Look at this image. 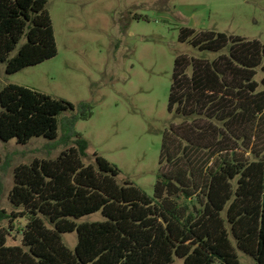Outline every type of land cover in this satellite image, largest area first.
Returning <instances> with one entry per match:
<instances>
[{"label":"trees","instance_id":"trees-1","mask_svg":"<svg viewBox=\"0 0 264 264\" xmlns=\"http://www.w3.org/2000/svg\"><path fill=\"white\" fill-rule=\"evenodd\" d=\"M47 2L0 0L7 75L56 57ZM179 41L214 56L174 60L167 110L182 123L162 138L151 197L118 183L119 168L96 154L84 163L89 145L75 127L93 116L92 105L0 90L2 142L55 140L62 116L71 143L55 159L15 169L8 199L17 212L0 211V222L26 224L17 228L20 245L8 244L11 225L0 226V264H241L231 240L264 264V76L255 80L259 69L264 75V45L187 28ZM98 212L102 220L80 221ZM72 233L70 250L61 237Z\"/></svg>","mask_w":264,"mask_h":264},{"label":"rangeland","instance_id":"rangeland-1","mask_svg":"<svg viewBox=\"0 0 264 264\" xmlns=\"http://www.w3.org/2000/svg\"><path fill=\"white\" fill-rule=\"evenodd\" d=\"M46 10L56 57L13 75L0 64V90L15 85L65 99L76 109L81 102L92 105L93 116L75 127L89 145L84 163L94 164L96 154L119 168L118 183L127 181L150 197L162 138L182 123L167 110L174 60L214 56L181 43L180 31L223 33L264 45V0H48ZM263 76L259 69L255 80ZM61 118L55 140L34 138L26 145L0 140V211L17 212L8 198L18 166L55 159L70 147ZM226 156L230 159V152ZM102 219L98 212L80 221ZM25 224L21 218L0 222L5 229L12 226L9 245H20L17 228ZM61 240L73 250L77 235L64 234ZM231 242L241 264H256ZM173 264L183 263L175 259Z\"/></svg>","mask_w":264,"mask_h":264}]
</instances>
